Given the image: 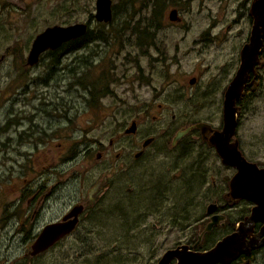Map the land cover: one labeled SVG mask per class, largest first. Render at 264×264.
<instances>
[{
	"label": "rangeland",
	"instance_id": "obj_1",
	"mask_svg": "<svg viewBox=\"0 0 264 264\" xmlns=\"http://www.w3.org/2000/svg\"><path fill=\"white\" fill-rule=\"evenodd\" d=\"M163 1L160 23L146 28L149 38L138 45L122 20L145 24L150 0H110L106 22L93 18L94 0H0V264H154L165 247L190 232L182 225L201 214L190 206L206 186L198 184L197 169L206 170L210 199L222 175L230 174L194 129L175 146L169 140L196 121L221 126L222 93L248 36L250 0ZM170 8L179 19H168ZM74 22L87 23L91 42L26 63L38 32ZM262 57L255 67L258 83L237 108L234 136L246 158L264 165V48ZM54 101L62 103L60 110ZM137 112L139 133L157 139L126 168L134 145L122 130ZM96 179L102 185L89 218L86 190ZM155 184L171 197L167 205L173 197L179 212L187 204L188 217H179L176 229L152 235L142 229L139 213ZM77 202L86 210L75 229L29 255L23 234L37 232ZM152 220L148 213L146 221Z\"/></svg>",
	"mask_w": 264,
	"mask_h": 264
},
{
	"label": "water",
	"instance_id": "obj_2",
	"mask_svg": "<svg viewBox=\"0 0 264 264\" xmlns=\"http://www.w3.org/2000/svg\"><path fill=\"white\" fill-rule=\"evenodd\" d=\"M94 6L93 18L96 21L106 22L111 19L110 0H94ZM248 13L251 16V22L247 40L239 48L237 65L222 93L221 127L213 129L205 122H198L195 125L200 127L202 135L206 130L210 131L207 140L213 146L220 162L233 166L235 169L228 181V194L232 197L247 198L254 205L249 214L245 216L244 221L236 225L234 231L227 233L207 251H188L186 245L181 244L182 249L176 247L165 250L155 264H169L168 261L171 258H175V262L172 264H209L218 259L222 260L242 250L236 246L240 240L234 238L244 232V227L248 222L260 219L263 221L261 228L264 230V166H258L255 161L245 158L237 147V138L233 137L237 125L238 106L236 102L243 95L246 86L254 87V83H256L254 79L255 67L257 63L261 64L259 54L264 44V0H251ZM167 17L169 20L179 19L175 8L168 10ZM87 27L86 22L46 26L31 40L26 63L29 65L36 63L41 51L47 48H55L69 39L81 36ZM194 80L195 77L191 76L188 82L193 83ZM133 129L134 122H131L123 130L129 132ZM187 129L188 127L179 130L177 136H180ZM231 138L232 140H230ZM147 141L148 139L144 140V143ZM97 184L98 181L87 189L88 196H91ZM81 208V204H74L59 219L44 223L30 242L29 255H35L45 250L71 231L77 222V214ZM211 223L208 222L206 228Z\"/></svg>",
	"mask_w": 264,
	"mask_h": 264
},
{
	"label": "flooded vegetation",
	"instance_id": "obj_3",
	"mask_svg": "<svg viewBox=\"0 0 264 264\" xmlns=\"http://www.w3.org/2000/svg\"><path fill=\"white\" fill-rule=\"evenodd\" d=\"M249 4H250V2H249ZM60 45L55 47V48H52V49H50V48L44 49L43 51H41L39 53V55L43 54L46 51L53 52L52 50L59 48ZM2 58H3V56L0 55V61ZM38 60H39V57H38ZM193 77H195V80H196V76H193ZM194 81H193V83H194ZM190 84H192V83H190ZM50 104L53 107L55 106L53 108L54 110L55 109L60 110L59 106L61 108V105H62V103L60 101L50 102ZM158 106H160V105L158 104ZM146 111H147V109H143L141 111L142 116H143V113H146ZM139 113L140 112H137V116H135L134 118H131L130 122L128 123V125H129L131 122H134V129L132 131H129V132H124V130H122L123 134L127 138L130 139L129 140L130 145H134V147H129L131 149L128 153L126 160L124 161V162H126L125 163L126 168H129L132 165H135L136 162H138L142 157H144V155L147 152L150 145L153 144L154 141L157 139L156 134H154V133H150L148 135L139 133V125H140V117H141V115H139ZM152 117L155 118V115H152ZM198 122H205V121H196L190 125L184 126L183 128L176 130L169 140V145L175 146L177 144V142H179L180 139L186 133H188L191 129H194L195 131H197L199 133L201 140L205 141L206 144L214 150L213 146L210 145L208 143V140H207V136L209 135L210 131L206 130L204 132V134L202 135V133L200 132V127H197L195 125ZM205 123L209 124V126L213 129H219L221 127V126H219V127L212 126L208 122H205ZM127 126H125V127H127ZM186 127H188V129L185 132H183L180 136H177V132L179 130L185 129ZM132 136H134V137L132 138ZM233 137H235V136H233ZM232 138L230 140H232ZM146 139H148V141L146 143H144V140H146ZM109 142L111 144V140H109ZM188 146L189 145L187 144V147ZM237 147H238V139H237ZM187 151L188 150H185L184 152H187ZM214 152H215V150H214ZM100 155H101L100 152L96 153L97 158H99ZM117 155H118V153L116 152L115 156H117ZM218 159H219V157H218ZM248 160H250V159H248ZM252 161H255V160H252ZM255 162L257 163L258 166H264L262 164H258L257 161H255ZM221 166L224 170L227 168L229 170L230 174L224 173L222 175L221 180H220V184L217 186V190L213 192L214 195L211 199L208 196V193L205 192V187L208 190L207 175L206 174H203L202 176L199 175L200 178H199L198 184L200 183V185H202V186H203V184H206V186L203 187V192L201 191L202 196H201L200 202L194 203L192 201V202H190V206H192L191 205V203H192L193 207H197L201 211V214L198 215V218L192 220L190 223L188 222V223L182 225V228L189 227L190 232L188 234H185L186 236L184 237L183 240H181L179 242H175L173 245H170L168 247H165L163 249V251L160 253L159 257L167 249H172V248H176V247H179V249H182L180 247L181 244H185L188 251H193V252L207 251L208 249L213 247L216 242H218L223 237H225L227 235V233L234 231L236 229V225L238 223L244 221L245 216L249 214L251 207L254 205V203L251 200L244 198V197H232L231 195L228 194V188H229L228 187V181H229L231 174L235 170L234 167L229 166L227 164H222V163H221ZM205 172H206V170H205ZM48 177L49 176H47L45 178V180H47ZM96 181H98V184H97L96 189L91 193V196L87 195V190H86V205H88L91 208V214L90 215L94 214V212H95V211H93V207L98 203L99 197H97V194H98V192L101 188V185H102L100 179H96L93 182V184ZM45 184H46V181H45V183L42 182L41 185L38 186V188L40 189V191L38 193L33 194V191L29 193V195L33 194L31 202L34 201L35 198L42 193L41 189L45 186ZM155 186L156 187H154V186L150 187L152 190L151 191V197H150V199H148L146 204L141 207L142 211L139 213V221H140L142 229L144 231L149 229L152 232V235H153V233L155 234L156 232L161 233L163 228L166 231H172L173 229L177 228L179 217H181V218H184V217L187 218L188 217V213H186V216L182 212L180 214L178 213L179 211L177 210V203H176L175 197H173L174 202L167 205V203L165 201L170 200L171 197L168 196V193H167L165 187H160V186H157L156 184H155ZM126 192L129 194L132 193V188L127 186ZM27 194H28V191H27ZM23 196H24V193L21 194V197H23ZM191 199H192V197L189 200L191 201ZM192 200H194V199H192ZM77 203L81 204L82 208H81V211L77 214L78 219H77V222L75 223V226L73 227L72 230H74L75 227L79 224L81 217L83 216V213L86 210V209H84V205L81 202H77ZM210 204H212V206H210ZM187 206L188 205L185 204L186 210H188ZM41 207H42V205L38 207V210ZM182 208H184V206H182ZM64 213H62L60 215V217ZM148 213L154 214L155 220L147 222L146 217H147ZM36 215H38V213ZM211 216H212V218H211ZM59 218H56V219H59ZM56 219H53V220H56ZM208 222H212V223L208 228H206V225ZM262 226H263V221L260 219H256V220L248 222V224L245 225V227H244V232L234 238V239L240 240V243H238L236 246L238 248H241L242 250L239 252H236V253L228 256V257H225L222 260L218 259V260H215L209 264H264V230L261 228ZM36 230H35V232L32 231L28 237L26 235L27 233L23 234L22 240L24 242H29V241L31 242L34 239L36 233L39 231L38 230L36 232ZM72 230L69 231L68 233L72 232ZM67 234L63 235L58 240L65 237ZM58 240H56L55 242H57ZM43 251H40V252L36 253L35 255L40 254ZM35 255H32V256H35ZM158 258L156 259V261L158 260ZM156 261H155V263H156ZM174 262H175V258H171L168 261L169 264H172Z\"/></svg>",
	"mask_w": 264,
	"mask_h": 264
},
{
	"label": "trees",
	"instance_id": "obj_4",
	"mask_svg": "<svg viewBox=\"0 0 264 264\" xmlns=\"http://www.w3.org/2000/svg\"><path fill=\"white\" fill-rule=\"evenodd\" d=\"M150 15L148 17H146V21L145 24L140 25L141 21H136L133 22V19L131 17H129L127 20L123 19L122 20V24L126 25L127 28H130L132 33L136 34V40L138 42V45H141L142 40L146 41L149 38V32L146 28L150 27V26H154L155 27L160 23L161 18H162V10L164 7V1L163 0H150ZM133 22V23H132ZM132 23V24H130ZM139 25V27H138ZM93 40V34H92V30H90L89 28L86 29L85 33L82 34L81 36H78L76 38L73 39H69L65 42H63L60 45V48H68V49H77L82 47L83 45L91 42ZM135 40V38H134ZM263 48H264V44H263ZM263 48L259 54V60L260 62L261 59H263L262 55H263ZM53 54V53H52ZM84 56V57H83ZM79 57V56H78ZM84 58H86V55H81L79 57V59L83 60ZM257 66H261L260 63H257ZM258 79L259 76H256L255 82L258 83ZM79 82L77 83H83L81 80H78ZM80 85V84H78ZM81 86V85H80ZM253 88L251 86H246L244 88L243 91V95L239 97V99L237 100V106L238 108H240L242 105V102L244 101L245 97L247 95H250L253 93ZM89 99H91V103L93 100V91L88 89V100H87V104H89ZM188 149V147L186 148ZM197 173H199L200 176H202L204 174V171L201 169H197ZM186 207L182 208L179 212V214L182 212L184 213V215L186 216V213H188V210L185 209ZM91 214V213H90ZM11 215V213H10ZM121 215V214H120ZM89 218H91V215L89 216ZM186 218V217H184ZM122 224V223H121ZM123 225V224H122Z\"/></svg>",
	"mask_w": 264,
	"mask_h": 264
}]
</instances>
